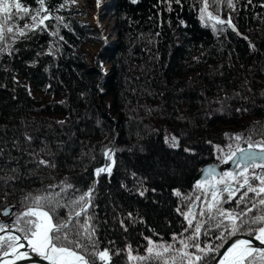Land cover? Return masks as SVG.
<instances>
[{
  "label": "trees",
  "instance_id": "1",
  "mask_svg": "<svg viewBox=\"0 0 264 264\" xmlns=\"http://www.w3.org/2000/svg\"><path fill=\"white\" fill-rule=\"evenodd\" d=\"M26 3L39 7L35 0ZM209 3L208 11L231 17L236 31L202 14V0L171 3V11L160 0H110L116 43L106 45L99 27L77 20L73 0H46L54 10L46 30L0 42V193L12 209L0 223L15 230L29 193L58 192L67 180L78 191L68 189L62 204L93 189L80 219L91 217L99 248L111 250V264H142L130 262L128 250L147 255L149 239L182 247L179 240L189 232L178 209L187 211L194 199L195 174L223 162L237 144L247 148L225 133L247 137L255 130L254 139H264L258 134L264 128V0H234L235 11L220 0ZM25 22L32 24L18 26ZM86 44L99 49L92 65ZM104 60L111 65L107 75L99 68ZM29 86L50 100L39 102ZM105 149L113 150L112 159ZM40 159L55 166L37 167ZM107 165L111 175L95 174ZM34 183L42 186L29 187ZM72 210L70 204L57 208L54 222ZM222 231L212 228L205 244L220 249L230 238L216 239ZM239 233L249 235V229Z\"/></svg>",
  "mask_w": 264,
  "mask_h": 264
},
{
  "label": "snow or ice",
  "instance_id": "2",
  "mask_svg": "<svg viewBox=\"0 0 264 264\" xmlns=\"http://www.w3.org/2000/svg\"><path fill=\"white\" fill-rule=\"evenodd\" d=\"M132 2L136 3V0H132ZM160 2H167L168 10L171 11V3L179 5L181 0H160ZM216 2L217 0H213V5ZM220 2L226 3L227 7L235 11L234 0H220ZM35 3L39 5V8L33 9L27 5L26 0H0V42L16 36L26 37L28 32L44 31L49 27L45 22L53 18L54 10L45 6L46 0H35ZM97 4H99V0H97ZM64 6V4L60 5L61 8ZM210 6L212 5L209 0H202L201 13L206 12L209 19L215 20L216 24H227L232 27L233 31H236L235 26L231 24V17L225 21L214 16L212 12L208 11ZM55 10L58 11V9ZM33 11H35V15ZM29 19L32 21L31 26L26 22L23 23L22 28L18 26L21 22ZM55 19L59 22L63 21L62 16H56ZM201 19H203V15ZM213 27L215 28V25ZM51 35H59L58 30L52 32ZM60 39L63 40V37L61 36ZM6 47L9 46L6 45ZM99 68L101 73H105L103 63L99 64ZM255 134H257L255 130L250 131L247 137L242 133L231 136L225 133L229 139L243 141L247 144V148H242L237 144L235 151H230L224 158V163L233 161L239 170L224 171L223 173H217L215 168L202 170L206 179L199 180L195 184V189L199 190L201 195L189 200L186 206L187 211L178 209L187 221L188 227L184 231L188 232L191 229L190 235L179 240L182 247L176 249L174 244L169 243L156 245L149 239L145 249L147 255L134 256L129 248L128 260L130 262L136 260L142 264H170L171 260V264H176L179 259L180 264H208L210 260H215L216 264H264V248L253 247L250 240H236L218 259L214 254L220 245L205 244L204 247H201L199 242L202 229H204V235H208L212 228L223 229L216 237V239H223L225 235L232 237L244 228H248L249 235L264 244V139L255 140ZM258 134L264 136V128H261ZM26 139L31 141L32 137L27 136ZM175 143L176 138L172 137L171 144L174 146ZM208 143L211 144L212 141H208ZM214 147L222 152L219 146ZM103 155L106 159H112L113 150L105 149ZM41 165L55 166L44 159L37 161V167ZM104 172L111 175L112 166L98 168L95 174L99 176ZM49 187L57 186L50 185ZM68 189H72L73 192L78 191L65 180L61 182L58 192H47L46 195H42L40 194L42 190H37L36 194L29 193L25 197V202H28L27 210L17 216L15 221L17 225L15 230L22 235L12 234L11 228L7 224L0 223V232L6 233L0 235V250H4L5 257L13 256L15 258L12 261L3 260L2 264H15L16 260L29 259L27 251H19L25 248L22 240L27 241V247L48 264H97V261L100 264H111V250L99 248V242L94 238L95 228L90 223L91 217L80 219L91 207L93 189L90 188L87 192L80 193L78 198L71 199L70 202L65 200L62 204L61 200L64 199L62 194H67ZM143 194L144 192L141 191L140 195ZM175 194L179 196L180 192L177 191ZM196 201H201L202 205L198 211L194 207ZM226 203H234V207L226 209L224 207ZM69 204L73 209L71 214L63 221L54 222L55 218L52 213H55L57 208ZM76 207H79L80 211H75ZM2 214L10 215L7 209ZM21 218H23L22 222ZM179 235L183 236V233ZM172 239L176 241L177 236L173 235ZM190 247L195 248L201 254L188 252L187 249ZM173 252H176L177 255H171Z\"/></svg>",
  "mask_w": 264,
  "mask_h": 264
},
{
  "label": "rangeland",
  "instance_id": "3",
  "mask_svg": "<svg viewBox=\"0 0 264 264\" xmlns=\"http://www.w3.org/2000/svg\"><path fill=\"white\" fill-rule=\"evenodd\" d=\"M110 0H99V4H97V0H73V7L74 10H76V18L77 20L83 25L88 24L91 27H99L101 31L103 32V40L106 45H112L116 43V31H115V20L113 19V16L108 9V3ZM39 8V7H38ZM84 49L87 52L88 57L86 58V62L88 65H92V58L96 56V53L98 52V46L95 44H86L84 46ZM107 55V53L105 52ZM103 66L105 69V75L108 74V71H110V63L107 61H103ZM29 91L31 92V95L38 100L41 101H49V97H44L42 93L35 91L29 86ZM222 128L225 129H232L231 126L223 125ZM42 186L41 183H34L30 184L29 187H33L34 185ZM23 192L20 191L17 193L18 196H23ZM14 194H12L13 196ZM3 194L0 193V216L2 211L10 206V205H3L2 204ZM12 214V213H11ZM10 214V216H11ZM9 216V217H10ZM17 216L14 218L16 221ZM6 233H2L1 235H5Z\"/></svg>",
  "mask_w": 264,
  "mask_h": 264
},
{
  "label": "water",
  "instance_id": "4",
  "mask_svg": "<svg viewBox=\"0 0 264 264\" xmlns=\"http://www.w3.org/2000/svg\"><path fill=\"white\" fill-rule=\"evenodd\" d=\"M108 160V159H107ZM209 165H206V166H203L202 167V170L203 169H206L208 168ZM202 170L199 172V173H196L195 174V177L193 178V182H196L197 180L201 179V177L203 176L202 174ZM5 209H7L9 211V213L11 214L12 213V209L10 208V206L6 207ZM4 209V210H5ZM3 210V211H4ZM2 211V213H3ZM1 213V216L2 217H9L10 215L8 216H4L3 214ZM12 231V230H11ZM3 232H0V235L2 234ZM12 234L14 235H20L18 232H16L15 230L12 231ZM236 240H250L251 243H252V246L253 247H256V248H264V244H261L260 241L256 240L254 238V236H249V235H246V234H241L239 233L238 235H234L230 238H228V240L222 245V247L219 249L218 251V254L216 255L217 259L225 252L227 251V249L232 245V243H234ZM22 243L25 244V248L23 249H20L19 251L21 252H24V251H27L29 253V259L27 260H16L15 261V264H48L47 261L43 260L37 253L35 252H32L30 249H28L27 247V242L26 241H21ZM15 258L13 256H8V257H5L2 254H0V264H2L3 260H9V261H12L14 260ZM210 264H216V261L215 260H212V262Z\"/></svg>",
  "mask_w": 264,
  "mask_h": 264
},
{
  "label": "flooded vegetation",
  "instance_id": "5",
  "mask_svg": "<svg viewBox=\"0 0 264 264\" xmlns=\"http://www.w3.org/2000/svg\"><path fill=\"white\" fill-rule=\"evenodd\" d=\"M206 165H209L208 168H215L217 173H223L224 171H234V170L238 171L239 170V169L236 168V166H235L233 161H229L228 163H224V161L223 162H216L214 164H206ZM206 165H203V166H206ZM201 170H202V168L197 173H199ZM204 179H206V177L203 175L201 177V179H199V180H204ZM199 180H197V181H199ZM196 182H193L194 186H195ZM197 195H201V192L199 190L195 189L194 197L197 196ZM200 206H202L201 205V201H196L194 207L196 208L197 211H198ZM224 207L226 209H231L232 207H234V203H226L224 205ZM4 222L8 223L9 221H4ZM188 232H189V235H190L191 234V229H189ZM203 232H204V229H202V234L200 236V241H199L202 246L205 245V243H206L205 241L209 238V235H204ZM184 237H186V236H184Z\"/></svg>",
  "mask_w": 264,
  "mask_h": 264
},
{
  "label": "bare ground",
  "instance_id": "6",
  "mask_svg": "<svg viewBox=\"0 0 264 264\" xmlns=\"http://www.w3.org/2000/svg\"><path fill=\"white\" fill-rule=\"evenodd\" d=\"M27 242V241H26ZM29 249V248H28ZM31 250V249H30Z\"/></svg>",
  "mask_w": 264,
  "mask_h": 264
}]
</instances>
